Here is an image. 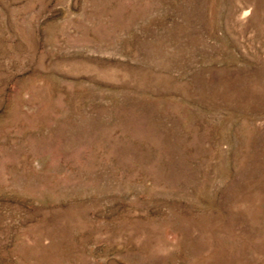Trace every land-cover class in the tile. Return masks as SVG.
<instances>
[{
	"label": "rangeland",
	"instance_id": "rangeland-1",
	"mask_svg": "<svg viewBox=\"0 0 264 264\" xmlns=\"http://www.w3.org/2000/svg\"><path fill=\"white\" fill-rule=\"evenodd\" d=\"M0 264H264V0H0Z\"/></svg>",
	"mask_w": 264,
	"mask_h": 264
}]
</instances>
